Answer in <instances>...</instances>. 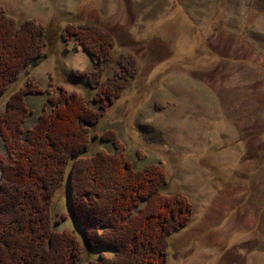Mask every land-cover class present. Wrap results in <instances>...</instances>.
Returning <instances> with one entry per match:
<instances>
[{
    "label": "rangeland",
    "instance_id": "1",
    "mask_svg": "<svg viewBox=\"0 0 264 264\" xmlns=\"http://www.w3.org/2000/svg\"><path fill=\"white\" fill-rule=\"evenodd\" d=\"M0 5L18 21L35 18L52 32L51 45L0 94V113L10 93L27 82L75 90L95 109L101 84L117 88L114 102L91 126L86 153L113 154L112 142L101 139L109 132L134 169L160 166L169 177L163 192L188 198L191 216L169 237L165 264H264V0H0ZM79 25L113 37L111 62L97 85L86 77L98 65L75 38H63L67 28ZM25 99L32 111L27 129L47 94L29 93ZM0 155H6L1 136ZM51 211L56 231L82 241L66 180ZM100 255L115 254L92 248L75 264Z\"/></svg>",
    "mask_w": 264,
    "mask_h": 264
},
{
    "label": "trees",
    "instance_id": "2",
    "mask_svg": "<svg viewBox=\"0 0 264 264\" xmlns=\"http://www.w3.org/2000/svg\"><path fill=\"white\" fill-rule=\"evenodd\" d=\"M63 34L65 40L75 38L98 65L86 77L89 85H97L111 62L112 35L85 25ZM51 41L52 32L44 24L35 18L18 21L0 5V94ZM52 87L27 82L10 93L0 113L6 149L0 155V264H75L90 249L103 247L114 250V257L100 255L81 264H165L169 237L191 216L188 198L163 192L169 177L160 166L134 169L123 145L109 132L101 139L112 142L114 153L100 149L87 155L91 126L114 102L117 88L95 86L94 100L100 101L95 109L79 92ZM29 93L47 94V100L26 129L32 112L25 99ZM65 180L82 241L72 232L54 229L52 200Z\"/></svg>",
    "mask_w": 264,
    "mask_h": 264
},
{
    "label": "water",
    "instance_id": "3",
    "mask_svg": "<svg viewBox=\"0 0 264 264\" xmlns=\"http://www.w3.org/2000/svg\"><path fill=\"white\" fill-rule=\"evenodd\" d=\"M36 65V62L33 64V66Z\"/></svg>",
    "mask_w": 264,
    "mask_h": 264
}]
</instances>
